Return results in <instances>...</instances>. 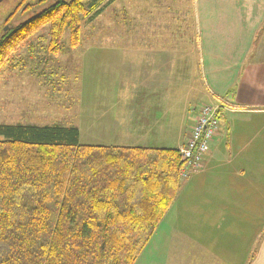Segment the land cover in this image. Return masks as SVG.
Masks as SVG:
<instances>
[{
	"label": "crops",
	"instance_id": "0c3cea01",
	"mask_svg": "<svg viewBox=\"0 0 264 264\" xmlns=\"http://www.w3.org/2000/svg\"><path fill=\"white\" fill-rule=\"evenodd\" d=\"M155 2L147 34L133 19L129 48L102 50L94 62L83 56L86 81L94 65L122 78L117 102L97 111L102 118L93 114L90 128L147 140L92 146L178 151L195 124L196 100L222 108L201 170L187 179L180 170L175 199L135 264H264V0ZM118 37L128 40L102 42L114 47ZM193 54L198 77L188 75ZM175 114L180 127L170 148Z\"/></svg>",
	"mask_w": 264,
	"mask_h": 264
},
{
	"label": "trees",
	"instance_id": "16d2710c",
	"mask_svg": "<svg viewBox=\"0 0 264 264\" xmlns=\"http://www.w3.org/2000/svg\"><path fill=\"white\" fill-rule=\"evenodd\" d=\"M83 1L0 6V72L42 28L50 54L67 32L77 48L82 18L103 11ZM70 125H0V264H135L173 203L177 150L82 145Z\"/></svg>",
	"mask_w": 264,
	"mask_h": 264
},
{
	"label": "rangeland",
	"instance_id": "374dc122",
	"mask_svg": "<svg viewBox=\"0 0 264 264\" xmlns=\"http://www.w3.org/2000/svg\"><path fill=\"white\" fill-rule=\"evenodd\" d=\"M92 1L84 0L83 2L89 5ZM98 1L103 11L98 18L93 19L94 21H91V17L82 18L81 41L77 48L71 46L70 33L67 32L61 41L62 47L59 54H50L47 51L50 43L49 29L46 27L40 29L19 50L12 52L8 65L0 72V125H18L29 122L50 125L56 121L64 120L71 126L80 128V143L82 145H103L118 141L123 146H129L134 142L144 143L147 140L140 137L116 140L117 138L112 133L109 135L99 128L97 130L90 128L93 114L96 117L99 116L100 113L97 111L106 106L108 101L117 102L122 78L116 69H98L94 65L91 66L92 71L89 70L90 76L86 81L83 56L85 51L89 52L88 56L94 62V57L98 56L102 50L107 49L112 52L110 50H117L118 46L119 48H129L131 42L128 36L137 28L133 27V19L137 17L141 19L143 25L141 31L143 34H147L149 30L148 10L152 8L153 2L154 4L156 2L155 0ZM170 1L167 0V2ZM44 7L47 6L41 8ZM134 7L138 9V13L133 14ZM1 9L2 12H8V8L4 6ZM40 11L35 10L36 13H40ZM29 15L30 13H27L15 20L27 19ZM160 17L164 16L160 15ZM119 35L127 37V42L123 40L124 43H122L118 37L117 41L115 40L112 44L115 48L102 42L106 37ZM193 58L194 54L188 58V61L185 60L188 63V75L189 77H198L199 74H196L198 73L197 55L195 59ZM126 60L128 61L126 70H129L131 62ZM115 61H119V59ZM173 103L175 104V101ZM204 103L203 100H196L192 104L193 115ZM183 104V100L178 102L180 107ZM99 117L102 118L101 115ZM68 119L69 121H67ZM173 119V137L168 140L170 148L175 143V136L180 127L178 123L180 116L175 114ZM189 123L190 121L187 122V125ZM161 126L164 127V123ZM114 133L116 134L115 130ZM162 133L163 131L160 130L157 144L161 140ZM156 140L148 139L146 143L150 144ZM160 146L164 147L162 141Z\"/></svg>",
	"mask_w": 264,
	"mask_h": 264
},
{
	"label": "built area",
	"instance_id": "2783aa9c",
	"mask_svg": "<svg viewBox=\"0 0 264 264\" xmlns=\"http://www.w3.org/2000/svg\"><path fill=\"white\" fill-rule=\"evenodd\" d=\"M221 104L201 105L198 109L195 124L186 144L178 152L183 167L181 178L187 179L190 175L201 170V165L210 152V144L219 130L218 112Z\"/></svg>",
	"mask_w": 264,
	"mask_h": 264
},
{
	"label": "flooded vegetation",
	"instance_id": "af4514ba",
	"mask_svg": "<svg viewBox=\"0 0 264 264\" xmlns=\"http://www.w3.org/2000/svg\"><path fill=\"white\" fill-rule=\"evenodd\" d=\"M39 1L42 0H26V3L25 0H3L0 1V6L7 5L11 9H17L20 5L29 6L34 4L36 7Z\"/></svg>",
	"mask_w": 264,
	"mask_h": 264
},
{
	"label": "bare ground",
	"instance_id": "6f19581e",
	"mask_svg": "<svg viewBox=\"0 0 264 264\" xmlns=\"http://www.w3.org/2000/svg\"><path fill=\"white\" fill-rule=\"evenodd\" d=\"M182 179V178H181Z\"/></svg>",
	"mask_w": 264,
	"mask_h": 264
}]
</instances>
